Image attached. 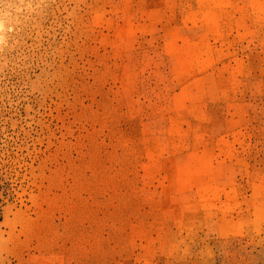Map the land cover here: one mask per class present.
Masks as SVG:
<instances>
[{
    "label": "rangeland",
    "instance_id": "obj_1",
    "mask_svg": "<svg viewBox=\"0 0 264 264\" xmlns=\"http://www.w3.org/2000/svg\"><path fill=\"white\" fill-rule=\"evenodd\" d=\"M0 20V264H264V0Z\"/></svg>",
    "mask_w": 264,
    "mask_h": 264
},
{
    "label": "bare ground",
    "instance_id": "obj_2",
    "mask_svg": "<svg viewBox=\"0 0 264 264\" xmlns=\"http://www.w3.org/2000/svg\"><path fill=\"white\" fill-rule=\"evenodd\" d=\"M5 21L0 20V32L6 28Z\"/></svg>",
    "mask_w": 264,
    "mask_h": 264
}]
</instances>
